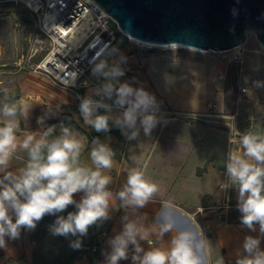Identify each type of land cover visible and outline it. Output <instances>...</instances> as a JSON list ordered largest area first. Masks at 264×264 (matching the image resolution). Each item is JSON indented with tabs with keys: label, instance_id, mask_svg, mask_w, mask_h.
<instances>
[{
	"label": "crops",
	"instance_id": "0c3cea01",
	"mask_svg": "<svg viewBox=\"0 0 264 264\" xmlns=\"http://www.w3.org/2000/svg\"><path fill=\"white\" fill-rule=\"evenodd\" d=\"M137 62L140 58L128 54L114 70L110 79L120 93L114 104L92 99L105 87L102 73L90 86H81L83 97L80 87L53 84L39 72L16 76L21 92L16 98L12 88L0 90V264L24 254L26 264L33 262L31 214L22 200L47 189L49 168L35 147L51 145L52 135L60 138L51 164L62 174L58 187L66 189L71 204L108 229L98 261L84 257L74 264H264V223H228L215 215L216 204L224 201L222 167L231 150L226 130L172 116L194 105L173 93L157 101L151 77L131 69ZM66 104L78 112L62 108ZM99 108L120 124L123 137L105 133L89 142V134L63 122L47 124L66 111L78 120L82 115L92 133L100 124ZM184 128L196 135H179ZM250 136L264 141V135ZM50 193L56 196L58 189Z\"/></svg>",
	"mask_w": 264,
	"mask_h": 264
},
{
	"label": "rangeland",
	"instance_id": "374dc122",
	"mask_svg": "<svg viewBox=\"0 0 264 264\" xmlns=\"http://www.w3.org/2000/svg\"><path fill=\"white\" fill-rule=\"evenodd\" d=\"M34 48L38 50L29 58ZM46 49L47 41L33 12L21 1L0 0L1 93L12 88L16 94L12 98H16L21 94L20 88L16 89L18 74H44L31 64L37 63ZM235 51H239L242 61L233 59ZM128 54L140 58V63L131 69L135 67L151 77L159 95L152 92L157 101L161 103L166 93H173L176 100L194 105L191 111L188 107L178 108L172 116L203 123L212 130L224 129L223 135L229 136L231 127L226 126L217 114L237 112V127L243 135H264V48L253 30L247 31L246 41L238 50L220 53L182 46L155 47L125 39L109 54L101 69L100 77L104 82L113 76ZM90 78L95 81L94 77ZM51 82L59 84L52 78ZM240 84L248 89L244 96H241ZM192 132L184 128L180 129L179 135H196ZM241 157L245 158V155ZM260 157L259 161H263L264 155ZM231 159V154L227 153L222 167L225 181L229 183L227 186L226 182L222 183V191L225 190L224 197L229 196V207L224 206L222 200L216 204L215 215L228 223H264V161L249 174L238 178L231 175ZM197 218L202 224V219Z\"/></svg>",
	"mask_w": 264,
	"mask_h": 264
},
{
	"label": "built area",
	"instance_id": "2783aa9c",
	"mask_svg": "<svg viewBox=\"0 0 264 264\" xmlns=\"http://www.w3.org/2000/svg\"><path fill=\"white\" fill-rule=\"evenodd\" d=\"M17 1L23 2L33 12L39 30L47 41L44 56L37 63H32L31 67L45 73L60 85H89L93 82L90 77L101 74V69L114 48L125 39L134 40L97 0ZM238 48L240 46L231 50ZM33 50L29 58H32L38 48ZM233 57L237 62L242 61L239 51H235ZM239 88L241 96L248 93V89L242 84ZM187 115L191 117V114ZM217 115L232 130L229 135L231 175L233 173L240 178L249 174L256 169L257 164L263 163L259 161L261 155L258 154V149H264V141L240 132L237 127V112ZM224 119L229 120L226 122ZM242 155H245V158H242ZM57 156L56 154L55 161ZM49 172L57 177L62 176L55 166L49 168ZM225 185H229L228 181ZM223 205L229 207V196L225 195Z\"/></svg>",
	"mask_w": 264,
	"mask_h": 264
},
{
	"label": "trees",
	"instance_id": "16d2710c",
	"mask_svg": "<svg viewBox=\"0 0 264 264\" xmlns=\"http://www.w3.org/2000/svg\"><path fill=\"white\" fill-rule=\"evenodd\" d=\"M128 40V39H126ZM100 81L105 87L92 94L93 100L109 102L114 104L118 101L120 93L118 86L112 79L105 83L101 77ZM91 83L88 85L90 86ZM108 88V90H106ZM79 94L85 96L83 87L78 89ZM108 95L116 96L114 99ZM62 108H71L78 112L73 105H62ZM100 119L99 126L95 127L92 133H88V127L81 119H76L71 112H62L60 119H48L47 124H61L68 129H77L82 133L89 134V142H93L98 136L105 133H114L123 137V128L118 123L110 122L101 108L98 109ZM54 142L51 145H38L35 147L40 162L46 168H51L55 161V155L59 153L60 138L52 135ZM114 150L119 155L120 145H115ZM47 189L42 193L30 192L22 204L31 214L32 240L34 241L32 264H74L77 260L87 257L92 262L99 259L100 247L107 234V227L96 221L85 210L71 204L66 198V189L59 188L56 183V175L47 171ZM58 189L56 196L50 191ZM0 225V229H1ZM96 247V250L94 248ZM3 257L0 252V259ZM25 254L17 260L10 261V264H26Z\"/></svg>",
	"mask_w": 264,
	"mask_h": 264
},
{
	"label": "water",
	"instance_id": "95a60500",
	"mask_svg": "<svg viewBox=\"0 0 264 264\" xmlns=\"http://www.w3.org/2000/svg\"><path fill=\"white\" fill-rule=\"evenodd\" d=\"M123 31L153 44L231 50L253 30L264 45V0H97Z\"/></svg>",
	"mask_w": 264,
	"mask_h": 264
},
{
	"label": "bare ground",
	"instance_id": "6f19581e",
	"mask_svg": "<svg viewBox=\"0 0 264 264\" xmlns=\"http://www.w3.org/2000/svg\"><path fill=\"white\" fill-rule=\"evenodd\" d=\"M132 39H134L135 41H138V42H141L143 44H146V45H150V46H155V47H169V46H182V47H185V48H190V49H194V50H197V51H201V52H208V51H214L216 53H220V52H224L225 50H201V49H197V48H194V47H190V46H186V45H179V44H165V45H161V44H153V43H148V42H145V41H142L140 39H137L133 36H131ZM262 44V43H261ZM263 48H264V45L262 44Z\"/></svg>",
	"mask_w": 264,
	"mask_h": 264
}]
</instances>
